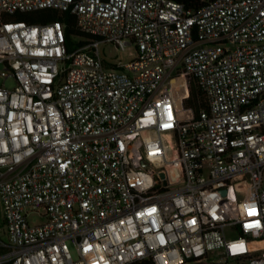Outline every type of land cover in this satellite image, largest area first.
Instances as JSON below:
<instances>
[{"label":"built area","instance_id":"built-area-1","mask_svg":"<svg viewBox=\"0 0 264 264\" xmlns=\"http://www.w3.org/2000/svg\"><path fill=\"white\" fill-rule=\"evenodd\" d=\"M0 64V264H264V0H0Z\"/></svg>","mask_w":264,"mask_h":264},{"label":"trees","instance_id":"trees-1","mask_svg":"<svg viewBox=\"0 0 264 264\" xmlns=\"http://www.w3.org/2000/svg\"><path fill=\"white\" fill-rule=\"evenodd\" d=\"M184 3L188 8L198 9L210 0H177ZM13 19L26 20L31 23L48 22L53 20H61L65 25L66 38L68 44H72V37L80 35L76 18L70 11H60L54 8H44L28 12H18L11 16ZM183 106L191 108L195 116L200 114L201 109H208V101L205 97L203 89L192 79L189 85V95L183 99ZM138 264H150L144 261Z\"/></svg>","mask_w":264,"mask_h":264},{"label":"rangeland","instance_id":"rangeland-1","mask_svg":"<svg viewBox=\"0 0 264 264\" xmlns=\"http://www.w3.org/2000/svg\"><path fill=\"white\" fill-rule=\"evenodd\" d=\"M101 52L103 56L109 61L120 59L123 62H129L133 60V56L129 54L130 52L129 49L127 50L118 49L116 45L112 43L102 44ZM1 69H2V65L0 64V70ZM4 81L7 87L11 88L15 86V80L13 78L4 80V77L0 75V86L3 85ZM181 107H182V104H181ZM236 191H237L238 199L241 203V206H240L241 210L244 211L245 213H254L256 211L255 210V207H256L255 199L253 197V192L249 184L245 181L238 182L236 184ZM1 214H2V209H1V204H0V237L3 240L7 241L8 235L5 232V227L2 222ZM29 219L32 224L43 221V219L38 215H31ZM230 236H234V234L232 233ZM71 250L73 254L76 256V250L72 245H71ZM198 264H203V263H198Z\"/></svg>","mask_w":264,"mask_h":264}]
</instances>
